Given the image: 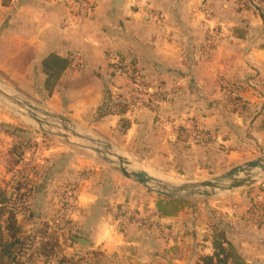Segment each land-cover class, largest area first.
Here are the masks:
<instances>
[{
	"label": "crops",
	"instance_id": "0c3cea01",
	"mask_svg": "<svg viewBox=\"0 0 264 264\" xmlns=\"http://www.w3.org/2000/svg\"><path fill=\"white\" fill-rule=\"evenodd\" d=\"M88 1L80 20L69 0H0V63L10 64V75L16 73L14 63L25 64L34 88L55 103L49 112L81 126L96 122L106 132L96 134L122 153L172 175L192 177L194 169L215 174L240 164L245 143L264 145V26L242 2ZM110 53L135 59L152 83L148 88L158 98L155 107L144 103L101 114L107 94L114 99L129 90L109 62ZM50 55L69 60L70 67L49 93L41 63ZM220 79L242 83L235 88L242 87L240 96L248 103L244 112H231L232 98L220 88ZM121 122L127 123L123 132ZM7 123L0 137L7 136L11 149L19 138ZM71 147L45 142L33 159L31 190L15 216L21 237L34 236L55 214L59 202L53 189L66 186L76 196L70 225L62 232L71 238L62 252L67 258L100 255L109 264H201V258L213 254V230L221 228L243 264H264V199L257 198L249 214L242 205L203 209L202 215L188 207L175 217L153 218L146 228L120 225L118 214L144 217L156 199L145 200L149 194L139 185L105 164L96 168L97 159L79 152L77 157ZM159 156L165 162L157 167L153 160Z\"/></svg>",
	"mask_w": 264,
	"mask_h": 264
},
{
	"label": "rangeland",
	"instance_id": "374dc122",
	"mask_svg": "<svg viewBox=\"0 0 264 264\" xmlns=\"http://www.w3.org/2000/svg\"><path fill=\"white\" fill-rule=\"evenodd\" d=\"M84 18L81 20H84ZM110 55H112V53L107 55L109 62H111L109 59ZM75 57H78V59L80 60L79 55H76ZM13 65L16 68V73H14L13 75H10V73L7 71V69L10 67V64L0 63V68L4 67L3 71L0 69V88L3 90H8L11 93H15V94H18V95L24 97L29 102H31L33 105H35V106H37L43 110L48 111V108H50V107L56 108L55 103L52 105L51 102L48 100V98L46 99L43 92L40 93L41 91L38 92L37 88H34V83H33L34 81L32 79H29L26 77L27 72L25 70V64L14 63ZM132 94L133 93L126 91L125 98L127 100L132 101V97H133ZM150 99H151V96L146 97V100L148 101V103H149ZM149 105H150V103H149ZM130 108H131V106H130ZM149 109L151 110L150 107H149ZM0 122H1V126H2L0 129H4L6 125H2V124H5V122H8L7 126H10L8 128H12L13 130H16L17 131L16 135L19 138L17 140L18 144L16 146L11 147V149H10L7 136L6 137L5 136L0 137V190H5L6 192H8V188L12 187V185H13L12 183L16 178H20L23 174L27 173V171L31 170V168L33 166L32 165L33 159H36L39 152L42 151L41 147H43L45 142L51 143L53 146H60V147L61 146H68V144H66L63 140L39 131L36 128L34 123H32L31 121H29L27 119H23L20 116H17L13 112H10L6 107H4L1 104H0ZM85 123H87L86 126H81V125H78L75 123L74 124L77 125V127L80 130L87 132V133H91V134H95V135H97L96 131H98L99 133H106L103 129H97L98 124H95L96 122H85ZM119 131H121V129H119ZM41 138H43L45 141L42 140ZM34 143H36V149L38 148V151L34 148L32 149V144H34ZM30 144H31V147H30ZM37 144L40 145V150H39V146ZM120 146L125 151L126 145L120 144ZM63 148H65V147H63ZM66 148L68 149V147H66ZM71 148H72L71 150L76 152V154H78L77 152H79V154H83L82 156H84L85 158H91V156H92V154L87 150H84V149H81L78 147H74V146H72ZM17 153H19V155ZM125 153H127V151ZM211 153L215 154V153H213V151ZM79 154L77 157H79ZM159 155H161V154H159ZM261 155H264V145L256 144L254 146L253 144H250L248 142V143L244 144L243 150H242V153H240L238 162L240 161V164H241V163L253 160V159H255ZM182 158L183 157L180 156L178 159L180 161V163H181ZM134 160L137 163L139 162L137 159H134ZM142 162H143V166L146 167V169H148L149 171H152L151 173L153 175L158 176V177L163 178V179H166V180H173V181L202 180V179H207V178L215 176V175H219L220 173L226 171V170L220 169L217 173L209 175L207 173L201 174L200 171H198L197 169H194V175L192 177L180 176V175H172V174L162 173L159 170V168H156L155 166H152V167L149 166L148 167L146 165V163H144L145 161H142ZM154 162H155V164H157V167H158L160 164H164L165 159H163L162 157L159 156L158 159L153 160V163ZM176 163H178V162L176 161ZM94 166H96V168H99L100 166H104V163H102L101 161L98 160V161H96V163H94ZM191 169H193V168L191 167ZM186 173H187V171H186ZM64 187H66V186H64ZM64 187L61 186L59 188L60 191L58 190V188L53 189L54 190L53 198H54L55 202L56 201L59 202V205L56 207L55 214H53V213L49 214V217H51L48 220L49 222L47 221V222H45L44 225L42 224L39 228L37 227L38 232L35 231L34 236H32L33 235L32 233L24 236V237H28V236L31 237L33 239L32 242H33L34 246H41L44 244H52L54 242H58V244L62 248H64V250L66 251L65 246H66L67 242L64 241V238L62 237L63 236L62 232H59L56 229L57 228L56 222H57V219L59 218L58 216L61 215L60 214L61 213V203H62V201H61V189ZM145 192H148V191L145 190ZM147 194H149V195L144 196L145 200L150 201V200H153V198H155L157 200L156 195H154L150 192H148ZM257 198H261L262 200L264 199V180L254 184L251 187H248L246 189L238 190L234 193L222 195V196L217 197V198L208 199V200H202V199L190 200L188 207H191L195 210H198V213L202 215L203 209L204 210L205 209H207V210L212 209L214 211V207L215 208L227 207L228 209L233 210L235 207H239V205H242L243 207H245L247 209L245 212L249 214L250 213L249 209H251L250 206L254 205L253 202L255 200H257ZM74 206H75V198H74V202H73L72 214L74 212ZM256 212L257 213H254V214H257L259 216L262 215V213H260L258 211H256ZM184 218H185V216H182L181 220H184ZM22 233L19 234L20 237H21ZM24 234H26V232ZM35 237H36V239H35ZM76 250H77L76 247L72 248L71 252H75ZM31 252H32L31 250L28 251V253H31ZM76 260L80 264H109L107 262V260H105L104 258H101L100 255L94 256V259L93 258L91 259L89 255H82L81 258L76 256Z\"/></svg>",
	"mask_w": 264,
	"mask_h": 264
},
{
	"label": "trees",
	"instance_id": "16d2710c",
	"mask_svg": "<svg viewBox=\"0 0 264 264\" xmlns=\"http://www.w3.org/2000/svg\"><path fill=\"white\" fill-rule=\"evenodd\" d=\"M238 1L243 3L242 8H244V10H249L255 16L260 18L264 26V0ZM239 10L242 9L240 8ZM118 56L126 62L130 74L138 75V81L141 86L148 88L152 85L151 81L147 77L143 76L137 69L135 59L133 57L123 54H118ZM112 66L114 67V70L117 71V68L114 65ZM68 67H70L69 60L55 55H50L41 63V73L46 77L44 80V86L49 93L52 91L56 82ZM125 80L129 86L128 91L131 93L132 89L129 84L130 76H126ZM218 83L220 88L224 89L233 99L241 101V104L239 105L232 103L228 104L231 112H244V110L248 107V103L243 101L240 96L242 87L240 86V89L235 88L239 81L237 82V80L233 79L223 81L220 79ZM240 84L242 83H239V85ZM158 93L160 96V92ZM106 98L107 101L105 102L103 110H101V114L103 115L113 112L118 107L122 111L124 107L130 108L132 105V101L125 98V93L124 95H118L114 99H111L107 94ZM120 127L122 132L125 131L127 123L121 122ZM17 154L19 155V153ZM31 172L32 170L27 171V173L23 174L20 178H16L12 183V187L8 188V192L0 190V263L5 261L6 264H49L51 259L60 253L57 264H80L78 261L73 260V258H67L63 255V248L58 244V242L34 246L32 242L33 239L31 237H20V229L16 224L15 216L17 209L23 206L29 195L28 192L31 190V181L29 179ZM189 203V201L171 200L157 197L154 208L147 209L143 216L148 220H152L153 218L160 219L175 217L181 211L188 208ZM121 214L137 216L136 212L123 211ZM143 227L146 228L147 226ZM64 240L66 242H71L69 232L65 235ZM210 241L213 254L212 256L201 258V264H243L242 258L227 240L223 229L217 228L216 230H213ZM29 250L32 252L28 255V257H26ZM173 254L179 257L176 250Z\"/></svg>",
	"mask_w": 264,
	"mask_h": 264
},
{
	"label": "water",
	"instance_id": "95a60500",
	"mask_svg": "<svg viewBox=\"0 0 264 264\" xmlns=\"http://www.w3.org/2000/svg\"><path fill=\"white\" fill-rule=\"evenodd\" d=\"M0 104L34 123L39 131L57 137L70 146L89 151L94 158L119 172L125 179L160 198L208 200L246 189L264 180V155L207 179L166 180L153 175L142 164L135 162L100 136L80 130L63 115L43 110L18 94L0 88ZM74 241L81 246L87 245L82 239L74 238Z\"/></svg>",
	"mask_w": 264,
	"mask_h": 264
},
{
	"label": "built area",
	"instance_id": "2783aa9c",
	"mask_svg": "<svg viewBox=\"0 0 264 264\" xmlns=\"http://www.w3.org/2000/svg\"><path fill=\"white\" fill-rule=\"evenodd\" d=\"M9 2H15L16 0H8ZM74 8V14L80 20L86 17L87 7L89 5L88 0H69ZM74 59L79 63L80 60L78 57H74ZM110 63L117 68L118 75L125 78L126 76H130V87L132 89V105L131 107L137 108L139 105L146 103L150 107H155L158 102L157 96L150 90L149 88H144L139 84L138 75L130 74L129 68L126 62L121 59L118 55L112 54L110 55ZM147 96H151V99L148 103L146 100ZM232 98V97H231ZM232 103L239 105L240 102L238 99L232 98ZM75 198V192L70 187H64L61 189V215H59L56 222V229L59 232H63L66 229L67 225H69L72 215L73 202ZM116 221L120 225H135L136 227L148 226L151 222L148 219L140 216H131L128 214H118L116 217ZM60 253H58L55 257L51 259L49 264H57L59 260Z\"/></svg>",
	"mask_w": 264,
	"mask_h": 264
}]
</instances>
